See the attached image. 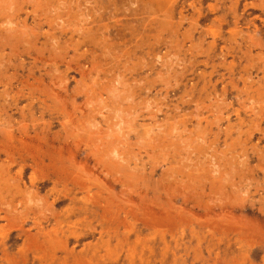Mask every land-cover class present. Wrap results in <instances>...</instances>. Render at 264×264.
<instances>
[{
	"label": "rangeland",
	"instance_id": "obj_1",
	"mask_svg": "<svg viewBox=\"0 0 264 264\" xmlns=\"http://www.w3.org/2000/svg\"><path fill=\"white\" fill-rule=\"evenodd\" d=\"M0 264H264V0H0Z\"/></svg>",
	"mask_w": 264,
	"mask_h": 264
},
{
	"label": "bare ground",
	"instance_id": "obj_2",
	"mask_svg": "<svg viewBox=\"0 0 264 264\" xmlns=\"http://www.w3.org/2000/svg\"><path fill=\"white\" fill-rule=\"evenodd\" d=\"M86 143V142H85Z\"/></svg>",
	"mask_w": 264,
	"mask_h": 264
}]
</instances>
